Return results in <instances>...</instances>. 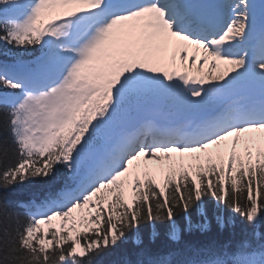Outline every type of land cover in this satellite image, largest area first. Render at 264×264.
Listing matches in <instances>:
<instances>
[{
  "label": "snow or ice",
  "instance_id": "obj_1",
  "mask_svg": "<svg viewBox=\"0 0 264 264\" xmlns=\"http://www.w3.org/2000/svg\"><path fill=\"white\" fill-rule=\"evenodd\" d=\"M262 229L264 0H0V264H264Z\"/></svg>",
  "mask_w": 264,
  "mask_h": 264
},
{
  "label": "trees",
  "instance_id": "obj_2",
  "mask_svg": "<svg viewBox=\"0 0 264 264\" xmlns=\"http://www.w3.org/2000/svg\"><path fill=\"white\" fill-rule=\"evenodd\" d=\"M41 186H29L28 188H25L22 190L23 195L19 196H12V199H21V200H28L32 193L34 192H40ZM23 215V213H22ZM244 229H247L248 232H251L252 229L239 217H236V228L233 229H226L223 232H221L215 223V220L212 221L211 225V231L207 234H196L194 236H186L185 239L189 242H195L199 245H206L211 244L212 242H215L217 244H223L226 241H232L233 245H235L238 241L243 239V231ZM235 231L236 235L233 236L232 232ZM264 231V229H262ZM156 245H153V250L156 249ZM136 249L134 246L129 243L127 245L122 246L121 248L117 249L114 253L111 255L105 257L106 261H119L122 262L125 258L131 259L132 261H135L137 259L136 255H134V252ZM2 256V254H0Z\"/></svg>",
  "mask_w": 264,
  "mask_h": 264
}]
</instances>
